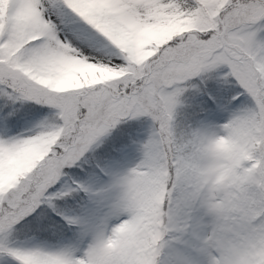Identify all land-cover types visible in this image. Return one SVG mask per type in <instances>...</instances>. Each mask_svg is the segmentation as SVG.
<instances>
[{
  "label": "snow or ice",
  "instance_id": "1",
  "mask_svg": "<svg viewBox=\"0 0 264 264\" xmlns=\"http://www.w3.org/2000/svg\"><path fill=\"white\" fill-rule=\"evenodd\" d=\"M0 264H264V0H0Z\"/></svg>",
  "mask_w": 264,
  "mask_h": 264
}]
</instances>
